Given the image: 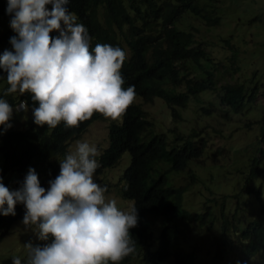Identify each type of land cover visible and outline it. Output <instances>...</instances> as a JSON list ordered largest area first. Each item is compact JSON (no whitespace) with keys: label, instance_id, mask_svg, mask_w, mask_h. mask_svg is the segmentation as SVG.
Wrapping results in <instances>:
<instances>
[{"label":"clouds","instance_id":"1","mask_svg":"<svg viewBox=\"0 0 264 264\" xmlns=\"http://www.w3.org/2000/svg\"><path fill=\"white\" fill-rule=\"evenodd\" d=\"M5 1L0 23V80L5 85L0 93V134L11 129L21 111L29 112L35 133L29 145L31 162L17 169L26 167L20 187L11 190L0 176V214L15 216L16 205L23 204L25 229L35 226L34 235L42 243H25L26 264H121L136 252L131 233L137 240L148 238L149 244L159 241L150 225L166 212L161 207L142 213L134 198L119 192L143 181L126 168L132 145L149 137L135 138L125 119L133 104L147 103L140 96L147 86L132 72L131 33L110 19L107 0H88L101 27L96 35L69 10V0L0 3ZM99 124H105L103 139L88 134ZM77 127L80 132L69 134L62 150L53 154L58 131ZM80 135L88 142L77 141L75 146ZM111 143L119 151L109 165L100 155ZM125 152L129 162L120 174L116 165L123 163ZM116 167L113 183L101 179V173ZM187 244L202 264H209L196 255V244ZM172 259L165 248L144 256L145 264H170ZM12 264H21V259L13 257Z\"/></svg>","mask_w":264,"mask_h":264},{"label":"trees","instance_id":"2","mask_svg":"<svg viewBox=\"0 0 264 264\" xmlns=\"http://www.w3.org/2000/svg\"><path fill=\"white\" fill-rule=\"evenodd\" d=\"M7 4L8 1L0 3V23L1 8L6 10ZM106 7L110 19L131 33L132 72L138 74L147 86V90L140 94L144 102H151L158 96L171 108L175 118H181L177 107H185L202 91L218 89V103L208 100V105L200 106L203 112L220 109V115L227 119L230 113L245 112L251 107L256 85L248 87L242 82L229 81L219 84L214 72V57L197 40L193 29L178 23L184 13H190L206 25L217 24L220 17L214 0H107ZM68 8L79 14L92 34L101 31L88 0H69ZM223 40L233 48L229 38ZM126 74L129 76V72ZM4 90L5 85L0 80V93ZM125 119L135 131V138L141 139L142 134L149 137L132 145L131 163L126 168L143 181L122 187L120 195L134 198L142 213L161 207L166 208V212L153 227V236L159 241L149 244L148 238L139 236L140 240H137V235L131 233L136 241V255L130 254L121 264H145L144 256L150 250L159 253L164 248L173 256L170 264H202L201 258L195 256V249L187 244L196 246L188 233L193 221L198 222L199 229L205 226L206 233L201 242L211 248L209 264H246L254 258L264 264V148L258 147L259 153L250 157L249 169L244 176L245 186L242 183L240 189L224 192L220 198L212 196L213 190L209 188L211 202L204 210L193 213L182 202L187 185L176 184L175 174L189 169L191 160L205 154L207 137L202 135L201 128L186 134L174 132L173 139L169 140L166 133L152 129L153 122L139 102L129 108ZM262 119L264 136V113ZM13 121L11 129L0 134V176L11 190L18 189L26 176V167L17 169L31 162L29 145L35 133L29 112L21 111ZM79 127L58 131L53 154L62 150L69 134L80 132ZM109 137L111 139L112 135ZM115 151L119 150L113 143L103 151L100 156L105 164L114 163ZM54 165L55 161L51 167ZM190 176L195 175L191 172ZM227 199H233L229 213ZM18 206L19 203L16 208ZM213 206H216L215 212ZM13 219L12 215L0 214V239L6 232L8 220ZM215 224L216 230L211 231ZM13 256L20 257L23 259L21 264H26L28 250L25 243L13 249ZM226 256L231 260L225 262ZM0 264H12V257L9 261L5 256Z\"/></svg>","mask_w":264,"mask_h":264},{"label":"rangeland","instance_id":"3","mask_svg":"<svg viewBox=\"0 0 264 264\" xmlns=\"http://www.w3.org/2000/svg\"><path fill=\"white\" fill-rule=\"evenodd\" d=\"M214 1L217 6L216 13L220 17L217 24L206 25L190 13H184L178 23L193 29L197 40L214 57V72L219 84L229 81L242 82L248 87L256 85L255 100L251 107L245 112H232L227 119L220 115V109L203 112L200 106L208 105V100L218 103V89L202 91L198 98H191L185 107H177L181 118H175L171 108L158 96L152 102L143 103L147 116L154 122L156 132H164L168 138H173L174 132L186 134L192 129L201 128L202 135L207 137L205 154L191 160L189 169L175 174L176 184L187 185L182 202L194 213L204 210L211 202L210 189L213 190L212 196L220 198L224 192H233L240 188L242 183L245 186L244 176L250 157L257 153L258 147L264 148L261 128L264 113V0ZM224 38H229L233 48L224 42ZM105 131V124H99L89 128L88 134L95 139H103ZM77 141L88 142V139L87 136L80 135L73 141L75 146ZM124 156L123 163L116 165L120 174L129 162L128 152ZM117 169L116 167L101 173V179L113 183ZM191 172L194 177L190 176ZM98 177L94 176V180ZM111 191L115 192V189ZM227 202L229 213L233 199H227ZM15 211L14 219L8 220L6 232L1 235L0 262L5 256L9 261L11 257H15L13 249L18 244L29 240L37 242L35 226L26 230L22 223L24 205L20 204ZM212 211H216V206H213ZM156 221L151 223L152 228ZM216 228L217 224L211 231ZM197 230L200 233H195ZM188 233L189 239L199 247L196 255L209 259L211 248L207 243L201 242L206 233L205 226L199 229L197 222H192ZM246 264H259L258 258Z\"/></svg>","mask_w":264,"mask_h":264}]
</instances>
